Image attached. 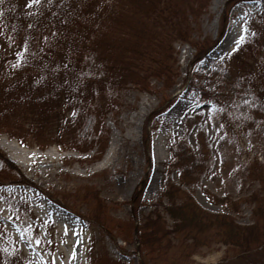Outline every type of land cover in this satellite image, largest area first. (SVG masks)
<instances>
[{"label":"rangeland","instance_id":"1","mask_svg":"<svg viewBox=\"0 0 264 264\" xmlns=\"http://www.w3.org/2000/svg\"><path fill=\"white\" fill-rule=\"evenodd\" d=\"M92 2L99 7H88L94 8L98 17L95 32L85 37L86 46L104 49L97 60L85 57L88 68L98 71L108 60L113 68L123 65V60L131 65L142 49L148 54L162 45L165 54L155 69H163L164 75L161 78L159 73L161 80H157L150 71L138 77L135 63L116 89L99 92L96 88L92 108L101 111L99 119L93 111L80 115L74 129H65L61 143L23 145L0 128V152L23 177L12 178L0 159V221L4 230L0 245L15 246L21 259L36 264H139L133 230H118L116 225L118 220L126 221L133 228L158 213L164 226L171 229L173 219L161 206L168 201L164 191L170 190V183L205 210L225 213L236 224L253 223L258 209L249 196L263 193V189L245 174V168L252 161L259 162L264 182V115L254 114L249 99L244 101L245 82L255 76L256 69L263 68L264 56L246 62L245 71H239L241 66L229 57L236 55L251 32L258 34L264 0H184L178 7L177 0ZM102 17L109 20L105 23ZM178 29L181 32L176 34ZM19 30L23 40L24 32ZM80 33L88 34L77 29L68 38L75 41ZM7 37L0 36V50L7 47ZM52 45L53 58L60 62V41L54 37ZM223 67L231 70L234 82H217ZM4 73L0 64L1 88ZM193 80L196 87L217 92L218 103L214 100L210 105L201 99L188 84ZM71 113L69 109L54 114L50 131L55 132ZM178 141L201 157L203 165L199 173L194 170L184 179L171 164ZM177 200L174 198V203ZM215 231L209 227L201 233L198 238L211 235L207 245L202 244L204 237L181 263L230 264L223 235ZM168 234L174 244L178 243L174 234L180 239L185 236L183 231ZM125 235L130 237L125 239ZM191 240V236L186 239L187 243ZM236 257L233 263L247 264Z\"/></svg>","mask_w":264,"mask_h":264},{"label":"trees","instance_id":"2","mask_svg":"<svg viewBox=\"0 0 264 264\" xmlns=\"http://www.w3.org/2000/svg\"><path fill=\"white\" fill-rule=\"evenodd\" d=\"M0 2V36L2 34L8 36L7 47L0 50V64L5 71L1 82L2 88L0 87V128H4L10 136H15L23 145L33 142L40 147L51 142L61 143L63 140L60 137L65 129L70 131L74 129L80 123L82 117L80 115L89 111H93L99 119L101 111L99 113L95 106L92 108L95 89L97 88L99 92L105 89L110 90L112 87L116 89L125 76L129 75L135 63L138 64L137 71H135L138 77L140 73L144 72L143 75H145L150 71L151 76L157 80H161L158 77L159 73L161 78L164 75L163 69L162 71L155 69V65L158 64L157 60L165 54L163 46L159 45L154 48L153 51L157 49L155 53L153 52L154 54H147L142 49L147 40L138 48V50L142 49L143 53L140 56L137 53L136 59H133L135 62L131 65L130 61L123 60V65L113 68L112 60H108L109 63L103 64L98 71L93 70L94 68H91L93 66L88 68L85 57L90 55L91 60H97L98 55L104 49V46H100V49L99 47L88 49L86 46L85 37L95 32L94 21L98 17L94 12L95 9L88 7H99L93 5L91 0H38V2L37 0H31V2L30 0H0ZM183 2L184 0H177V4L176 2L174 4L178 7ZM102 18L105 23L109 20ZM259 20L260 28L256 30L259 31L258 34L251 32L244 38V43L235 52L236 55L229 57L235 65L241 66L238 68L239 71L246 70V62L252 63L256 61V58L264 56V11ZM83 25L87 28H81ZM163 28L168 30L166 26ZM19 29L24 32L23 40L19 35ZM77 29L85 30L88 34L80 33L77 40L71 41L68 37ZM180 32L181 29L175 31L176 34ZM54 37L60 41V62L53 58L52 39ZM104 55L105 53L100 55V58H104ZM231 73L228 67H223L219 73L221 77L217 82L221 85L234 82L236 78L234 77L231 82ZM253 74L255 76L246 78L245 94L247 96L244 101L249 99L252 103L249 107L254 114L264 115V66L256 69ZM188 84L196 88L197 95L201 99H207L210 105L214 104V100L217 103L220 100L217 99V92L207 90L201 85L196 87L195 80ZM232 92L235 93V90ZM69 109L72 113L68 119L61 120L62 124L57 125L55 132L50 131V120L53 119V115ZM29 118L32 121L27 122L26 125L24 120ZM218 146H216V151L221 157V147L218 148ZM202 149L203 147L200 151ZM2 158L11 177L17 180L22 179L23 177L13 170V166L0 152V159ZM200 158L186 148L182 141H178L173 148L172 168L177 171L179 178L184 179L185 174L199 173L203 169ZM261 172H263L262 166L257 161H252L250 166L245 168V174L252 180H257L263 189V193H252L249 196L258 209L256 219L251 224H236L225 213L210 212L199 207L187 192L181 191L179 187L170 183V190L164 191L168 201L162 203L161 206L169 212V216L173 219L171 229L164 226L165 223L158 213H154V217L147 216L139 226H133V228L128 227V222L118 220L116 228L118 230L123 228V231L133 230L135 234L133 239L137 243L135 253L139 255V264L147 262L149 264H182L181 261L192 250L191 248L198 246L204 237L205 241L202 244L207 245L211 235L208 236L207 233L206 236L198 237L201 233L207 232L209 227H215L217 229L215 232L223 235L221 236L222 241L227 244L225 257L230 258V264L238 263L236 260L233 263L236 256L237 259L242 258L241 260L247 264H264V182L261 180ZM187 177L190 178L188 175ZM191 179H195V176ZM227 197L223 195L226 202H230ZM174 198H178L176 203H174ZM157 208L156 204L154 212ZM2 229L0 221V235L4 231ZM173 230L174 232L183 231L185 234L181 239L178 234H174L178 240L176 244L172 242L173 238L168 236V233ZM195 233L197 235H193ZM189 236L192 240L187 243L186 239L188 240ZM128 237L130 236H124L125 239ZM196 238L198 239L195 240ZM171 243L175 245L174 247L180 248L172 247ZM182 244L190 248L187 249L181 246ZM0 264L36 263L33 260L21 259L17 248L5 243L0 245Z\"/></svg>","mask_w":264,"mask_h":264},{"label":"snow or ice","instance_id":"3","mask_svg":"<svg viewBox=\"0 0 264 264\" xmlns=\"http://www.w3.org/2000/svg\"><path fill=\"white\" fill-rule=\"evenodd\" d=\"M30 2H31V0H30ZM37 2H38V0H37Z\"/></svg>","mask_w":264,"mask_h":264}]
</instances>
